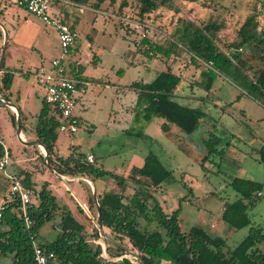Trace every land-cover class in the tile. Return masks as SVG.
<instances>
[{
    "label": "rangeland",
    "instance_id": "1",
    "mask_svg": "<svg viewBox=\"0 0 264 264\" xmlns=\"http://www.w3.org/2000/svg\"><path fill=\"white\" fill-rule=\"evenodd\" d=\"M172 1L178 5V13L159 8L146 20L134 18L130 15L131 12L125 14L130 19L145 21L148 26L142 25V31L134 28L130 22L119 21L111 7L104 8L105 12H94L87 6L82 11L77 6H71L78 18L73 25L78 33V45L75 51L72 50L71 56L69 54L63 58L62 63L66 72L70 68V59L71 62L85 66L88 89L76 103L75 113L80 118L77 132L69 134L58 131L56 148L63 157L72 152L73 146L78 156L93 153L97 165L127 180L125 187L117 188L114 178L99 177L95 180L97 187L102 183H111V191L121 192L125 196H130L135 190L150 194L147 203L149 207L157 203L167 213L179 209L180 230L186 232L192 226L209 225V222L218 225L225 223L221 219L224 204L239 198L230 185L232 177L238 175L239 167L253 180L262 184L260 191L264 195V165L257 159V151L264 144V106L248 96L238 81L223 73L216 75L209 91L195 85L194 80L205 64L201 63L198 67L191 64L187 53H181L178 58L165 59L157 56L149 59L136 52L135 42L144 32L151 40L164 43L171 38L177 18L182 16L198 22L210 20L223 24L219 31L220 43L228 44L236 40L239 26L246 15L253 11L264 31V0ZM8 9L11 20L8 26L10 36L5 38L3 31V45L6 42L7 58H11L12 64L25 66L20 59L22 54L27 57L31 53L28 50H32L36 32H44L51 42V50L46 53V63H51L53 55L60 56L55 45L56 32L51 26L45 25L28 11L29 21L23 22L20 11L22 9L15 5ZM67 23L72 24L69 20ZM14 45L25 48V51L22 50L21 53ZM243 52L247 58L248 53L245 50ZM35 57L36 55L33 58ZM166 68L181 76L173 98L181 104L199 107L205 113L199 126L191 134L185 133L174 124L162 129V118L146 120L140 109L133 108L135 95L129 89L130 83L136 80L150 81L160 70ZM14 80L16 83L11 89V102L14 104L27 95L24 99L28 120L31 116L36 121L41 105L42 86L32 75H15ZM96 83L100 86H94ZM95 87H100V91H95ZM24 119H21V126H24L26 135L32 134L34 122ZM0 135L12 153L11 164L18 165L19 160L24 166L23 169L34 174L38 188L46 182L52 193L58 195L63 188L62 182L46 168L39 173L38 165H35V151L31 149L33 146H22L18 142L16 124L11 125L8 116L1 111ZM24 139L29 141L27 136ZM149 153L157 155L171 172L170 177L157 189L147 185L139 187L128 179ZM0 177H3L1 173ZM82 184L84 183L81 182ZM72 186L74 184L70 188ZM1 195L0 192V199ZM63 198V202H66L67 197ZM59 200L61 201L60 196ZM92 209L96 210L94 205ZM85 212L89 216L90 211L87 209ZM247 214L252 226L264 225L262 197H256L254 203L247 207ZM76 216L88 229L92 226L86 215L76 211ZM136 221L137 227L142 231L158 229L151 216H139ZM56 222L57 219L44 223L39 230L38 243H49L55 239L58 230L52 224ZM249 227L250 225L232 229L227 234L216 229L213 235L224 237L227 246L233 248L248 234ZM259 247L264 249V244L260 243ZM107 248L109 249L108 245ZM110 248L112 252L119 250L114 244ZM131 260L137 263L133 258ZM0 264H13L12 254L1 255Z\"/></svg>",
    "mask_w": 264,
    "mask_h": 264
},
{
    "label": "trees",
    "instance_id": "2",
    "mask_svg": "<svg viewBox=\"0 0 264 264\" xmlns=\"http://www.w3.org/2000/svg\"><path fill=\"white\" fill-rule=\"evenodd\" d=\"M3 1L17 4L18 0ZM65 1L97 11L111 7L117 17L131 12L130 15L139 20H146L159 8L179 12L178 5L172 0ZM118 20L123 21L120 18ZM124 23L126 25V22ZM70 26L74 28L72 24ZM222 27L223 24L215 21L198 22L179 16L171 38L164 43L153 41L145 35L135 44L137 52L149 59L157 56L165 59L178 58L181 53H187L191 64L197 67L201 63L205 64L194 80L195 85L209 91L216 75L223 73L238 81L248 96L264 106V31L260 28L257 14L253 11L246 15L237 30L236 40L231 43L221 45L219 31ZM244 50L249 55L247 58L243 55ZM83 70L84 66H76L68 72L64 71V75L85 80L87 77L82 75ZM2 71L0 97L9 100L5 91L9 90L13 75L5 72L4 67ZM180 81L179 74L166 68L159 71L151 81H135L130 86L137 93L136 107L140 109L144 119L160 117L164 120L163 128L174 124L185 133L191 134L199 126L205 113L199 107L181 104L173 98V92ZM8 119L12 125L16 124V115L10 109ZM21 119H24L22 113ZM60 123L61 114L57 106L42 99L36 116L34 135L36 140L46 146L49 162L57 174L68 177L85 176L91 180L110 176L120 188L127 185L125 178L102 169L93 161H87L85 154L76 155L74 148L66 157L57 155L56 140ZM79 125L80 118L78 127ZM21 129L23 130L24 126H21ZM3 151L4 145L0 139V157ZM257 154L258 161L264 165V144L258 149ZM9 156L11 159L10 151ZM35 160L39 172L47 169L43 155H39ZM8 170L30 188L33 194L27 206L30 220L28 227L21 215L18 201H13L2 209L0 256L10 253L13 256V264H33V248L38 244L46 251L54 253V259L49 264H137L126 257L115 260L105 256L94 224L97 219V207L92 193L86 205L90 211L89 216L77 205L79 213L86 215L92 222L88 229L75 218L70 207L52 193L46 182L36 189L31 171L13 170L11 167ZM170 175L171 172L165 168L158 156L149 153L128 179L139 187L147 185L157 189ZM10 184L8 179L0 177V192L3 196L8 192ZM230 185L238 193L239 198L224 204L221 219L235 229L250 225L248 234L233 248L227 246L224 237L211 236L199 226H192L188 231L182 232L178 222L179 209L167 213L157 203L149 207L147 203L150 194L136 190L130 196H125L121 192L97 194L101 227L110 238L111 244L119 247L118 252H110L116 254L124 249L134 251L144 264H264V251L259 247L260 243L264 244V225L252 226L247 214V207L256 200L255 194L261 190L262 184L252 179L234 177L230 180ZM69 196L73 198L72 195ZM93 205L95 211L92 209ZM139 216L145 218L151 216L156 221L158 229L151 232L140 230L136 221ZM55 219L57 222L52 224V227L58 230L55 239L49 243H38L40 228L45 222H53Z\"/></svg>",
    "mask_w": 264,
    "mask_h": 264
},
{
    "label": "crops",
    "instance_id": "3",
    "mask_svg": "<svg viewBox=\"0 0 264 264\" xmlns=\"http://www.w3.org/2000/svg\"><path fill=\"white\" fill-rule=\"evenodd\" d=\"M11 5H15V6H17V7H19L20 9H22V10H20L21 11V17H22V20H23V22H28L29 21V18L27 17V10L25 9V7H22V6H20V5H18V4H14V3H11V2H9V1H3V0H0V55H1V49H2V46H3V31H6L7 32V38L10 36V31H9V29H8V26L11 24V20H10V17H9V9H8V7L9 6H11ZM71 6H77L78 8H79V11H82V9L84 8V5H77V4H74V3H70V2H67V1H65V0H53L52 2H51V9H50V12H52L51 14L53 15V16H55V17H57V18H59V19H62V20H64L65 22H68V20H69V22L71 21L72 22V25H74L77 21H78V18L76 17V15L74 14V12H75V10L71 7ZM87 8H89V7H87ZM89 9H91L92 11H94V12H98L97 10H94V9H92V8H89ZM54 10V11H53ZM43 23V22H42ZM3 29V30H2ZM54 29V28H53ZM54 31H55V29H54ZM56 32V31H55ZM54 32V33H55ZM56 35V38H55V45L57 46V51H59L60 52V49H59V40H58V36H57V33L55 34ZM37 42V43H36ZM50 45H51V42L49 41V39H47L46 37H45V34H44V32L42 33V32H36V34H35V36H34V38H33V45H31V48H32V50H28L29 51V56H25L24 54H22V58L20 59V60H22V61H24V63H23V65H25V66H15L14 64H12L13 62H12V60H11V58H7V57H9V56H7V49L5 48V55H4V60H3V66L2 67H4V71L5 72H9V73H11L12 75H13V77H12V82H11V85H10V88H9V90L8 91H5V93L6 94H8V97H9V100H7V101H10L11 102V95H12V87L13 86H15V80H14V76L15 75H19V76H24V77H29V76H31L32 74H31V72L35 69V68H37V67H39V66H44L45 68H47V69H50L51 68V63L49 64V63H46V60H47V56H46V53H48L50 50H51V47H50ZM77 45H78V39H77V42H76V44H75V48L73 47L72 49H71V52L68 54L69 56H71L72 55V50L73 51H75V49H77ZM14 47H16V48H19L20 49V51H21V53H22V50H24L25 51V48H23V47H20V46H16V45H14ZM137 47V46H136ZM37 53H36V52ZM136 52H137V49H136ZM20 53V54H21ZM23 53H25V52H23ZM34 53H36V54H34ZM34 55H36V57L35 58H33L34 57ZM53 58L51 59V61L53 60V59H55V58H58V57H56L55 55H53L52 56ZM70 57H68V59H69ZM147 59V58H146ZM72 60L70 59V62H69V66H70V68H69V70L70 69H74L76 66H83V65H81V64H76L75 62H71ZM63 66H64V64H63ZM84 70H85V66H84ZM84 70H83V73H82V75L83 76H85V77H87L86 76V74L84 73ZM163 70V69H162ZM161 71V70H160ZM3 71H2V68H1V71H0V74L2 73ZM177 74V73H176ZM156 76V75H155ZM154 76V77H155ZM153 77V78H154ZM88 78V77H87ZM152 80V79H151ZM150 80V81H151ZM83 81H85L87 84L86 85H83V86H80V88H82V90H80L79 89V91H78V93H77V100H81L82 98H83V95L86 93V91H87V89H88V79H85V80H83ZM136 81H140V80H136ZM94 82H98V81H94ZM133 82H135V81H133ZM141 82H144V81H141ZM146 82H149V81H146ZM132 83V82H131ZM131 83H130V85H131ZM100 86L99 84H94V86ZM129 85V89H131V90H133L134 91V95H135V102H134V106H133V108L134 109H137V107H136V100H137V93H136V91L133 89V88H131V86ZM43 88V87H42ZM95 89V91H100V87H95L94 88ZM27 92V91H26ZM26 94V93H25ZM173 94H174V92H173ZM43 95H44V89H43V92H42V97H41V101H42V99H43ZM27 95H25V97H26ZM24 97V98H25ZM1 98V97H0ZM23 97L22 98H19L18 99V101L16 102V103H14V104H16V106L19 108V110H20V112L23 114V116H24V118H26V121H33L34 122V126H35V124H36V121H34L32 118H31V116H30V118H29V120H28V117H29V115L27 114V107H26V102H25V99H24ZM4 99V98H3ZM5 100V99H4ZM12 103V102H11ZM41 106V105H40ZM9 109L10 110H12V112L14 111L10 106H8L7 104H5L3 101L0 103V111H1V113H3V114H6L7 116H8V111H9ZM40 109V108H39ZM16 113V112H15ZM2 115V114H1ZM137 115V114H136ZM155 118V117H154ZM153 119V118H152ZM9 120V119H8ZM23 120H25V119H23ZM11 123V122H10ZM163 124H164V122L162 123V125H161V127H162V129H163ZM12 125V124H11ZM167 126L168 125H166L165 126V129L167 128ZM21 134L23 135V139L24 138H26V136L29 138L28 140L29 141H33V140H36L35 139V135H34V127H33V133L32 134H29V135H26V132H25V130L23 129H21ZM17 136V135H16ZM32 138V139H31ZM0 139L2 140V143H3V145L8 149V151H10V149H9V147L6 145V143L4 142V139L3 138H1V135H0ZM25 140V139H24ZM27 141V140H26ZM19 142V141H18ZM22 146H29V145H24V144H22V143H20ZM262 146V145H261ZM72 148H74V146L72 147ZM33 151H35V159L39 156V155H43L44 156V151H43V149L40 147V146H36V145H34L33 146V148H31ZM74 151H75V148H74ZM10 153H11V151H10ZM56 153H57V155H59L58 154V152H57V148H56ZM89 154H92V156H93V162H95L96 163V161H95V155L93 154V153H91V152H88V153H86L85 155L87 156V155H89ZM258 155V154H257ZM60 156V155H59ZM68 156V155H67ZM11 158H12V153H11ZM45 158V157H44ZM257 159H258V156H257ZM10 161H11V159H10ZM23 163V162H22ZM13 164V163H12ZM11 164V162H10V164H9V166H8V169H9V167H11V169H13V170H23V167L24 166H22V164H21V162L18 160V165L16 164V163H14L13 165ZM97 164V163H96ZM22 167H21V166ZM99 166V165H98ZM48 169V168H47ZM103 169V168H102ZM25 170V169H24ZM49 170V169H48ZM50 171V170H49ZM39 173H41V172H39ZM52 174V173H51ZM39 175V174H38ZM37 175V176H38ZM53 175V174H52ZM54 176V175H53ZM35 176H34V174H32V180H33V182H34V184H35V178H34ZM63 177H65V178H68V179H72V178H77V177H79V176H76V177H68V176H63ZM234 177H242V178H247V179H252L251 177H249L247 174H246V172H244V171H242V169H241V167H239V169H238V175H235V176H233L232 177V179L234 178ZM104 178V177H103ZM58 179V178H57ZM80 180H82V181H80ZM96 180V179H95ZM95 180H92L93 182V185L95 186V190H96V194H112V193H118V192H113V191H111L112 189H113V186L111 185V183L109 184V183H106V184H104V183H102V185H100V187H97V184L95 183L96 181ZM253 180V179H252ZM256 181V180H255ZM62 182V181H61ZM81 182H83L84 184H82L81 185ZM86 182V183H85ZM258 182V181H257ZM92 183L91 182H89V181H87V180H84V179H78V180H75V181H73V182H71L70 184H69V187L65 184V183H63L62 182V189H60V192H59V194L57 195V193L55 194V193H53V194H55L56 196H57V198L59 199V196L61 197V200L63 201V200H65L63 197H67V201L66 202H69L70 203V205L72 206V208H71V206L69 205V203H66V202H64V203H66L69 207H70V209L72 210V212H73V215L75 216V218L77 219V220H79L78 218H77V216H76V211L77 212H79L78 211V209H77V205H79V206H81L83 209H84V207L81 205V203L84 205V206H86L87 204H88V198H89V196H90V193H92ZM71 184H74V186H72V188H70V185ZM66 187V188H64V186ZM76 185V186H75ZM116 187L117 188H119L118 186H117V184H116ZM35 188L36 189H38V187L36 186V184H35ZM69 195H72V199L70 198V196ZM4 196L3 195H1V199L3 198ZM1 199H0V202H1ZM223 209H224V206H223ZM223 209H222V211H223ZM85 210V209H84ZM222 211H221V214H222ZM80 214V213H79ZM199 227H202L205 231H207V233L208 234H210L211 236H214L213 234H214V232L216 231V229H219V231L220 232H226L225 234H227V233H230L231 231H232V229H235V228H233V227H231V226H229V225H227V224H225V223H220L219 225L218 224H215V223H210L209 222V225H199ZM102 228V227H101ZM103 230V229H102ZM104 232V231H103ZM105 233V232H104ZM106 234V233H105ZM107 235V234H106ZM109 238V237H108ZM101 239V238H100ZM109 240H110V238H109ZM101 242H102V240H101ZM109 243H110V241L107 243V245L109 246ZM263 249V248H262ZM106 251L108 252V254H105V256L106 257H109V258H111V259H115V258H113V257H111V256H108L109 254H113V253H111L110 252V250L107 248L106 249ZM263 251H264V249H263ZM104 253H105V251H104ZM113 255H117V254H113ZM119 259H121V258H119ZM115 260H117V259H115Z\"/></svg>",
    "mask_w": 264,
    "mask_h": 264
},
{
    "label": "built area",
    "instance_id": "4",
    "mask_svg": "<svg viewBox=\"0 0 264 264\" xmlns=\"http://www.w3.org/2000/svg\"><path fill=\"white\" fill-rule=\"evenodd\" d=\"M52 1L53 0H18L17 4L25 7L29 13L35 15L45 25L54 28L57 33L60 56L51 61L50 69L39 66L35 68L31 74L36 82L43 87V99L45 102L56 105L60 111L61 123L59 125V131L73 134L77 132L79 123V117L75 113V108L77 93L79 89L82 90V88L78 87V85L83 86L87 83L83 80L64 75L65 68L62 60L74 47L78 39V33L67 22L51 14L50 9ZM117 18L130 22V25H133L134 28H140L141 31L143 30L142 25L148 26L145 21L130 19L128 16H120ZM142 36H145L144 32ZM86 160L92 162V154L87 155ZM9 163V151L4 146L3 155L0 157V173L4 178L8 179L11 184L8 192L0 202V218L2 209L13 201H18L21 215L24 218L26 227H28L30 220L27 213V206L30 203L33 192L12 175L7 168ZM255 195L256 197H262L264 200V195L260 190L257 191ZM53 259L54 253L52 251H46L38 244L34 245L33 264H49Z\"/></svg>",
    "mask_w": 264,
    "mask_h": 264
},
{
    "label": "water",
    "instance_id": "5",
    "mask_svg": "<svg viewBox=\"0 0 264 264\" xmlns=\"http://www.w3.org/2000/svg\"><path fill=\"white\" fill-rule=\"evenodd\" d=\"M4 32H5V38H7V32L6 31H4ZM5 45H6V42L3 45L2 52H1V55H0V71H1V68L3 66V60H4L5 48H6ZM1 100L5 104L10 106L16 112V135H17L18 141L20 143H22V144L29 145V146H34V145L40 146L43 149V151H44V157H45L46 166L56 178H58L60 181L65 183L68 187H69V184L71 182H73L75 180H78V179H84V180H87V181H89L91 183L93 182L91 179H89V178H87L85 176H79L77 178L68 179V178H65V177L57 174L54 171V169L52 168V166H51V164L49 162V154H48V150H47L46 146L44 144H42L40 141H38V140L26 141V140H24L21 137V122H22V120H21V112H20L19 108L17 106H15L13 103H11L10 101L4 100L3 98H1ZM196 145L198 146L197 143H196ZM92 195H93V199L95 201L96 207H97V219H96V222H95V226L97 228L99 237L102 240V245H103L104 251H105L107 249V242H108L109 238L103 232V230L101 228V211H100V208L98 206L97 194H96L95 186L93 185V183H92ZM81 205L87 211L86 207L82 203H81ZM105 252H107V251H105ZM105 254H108V253H105ZM108 256H111V257H113L115 259H119V258H123V257L131 258V259L133 258L138 264H144L142 259L138 255V253H136L134 251H131V250H128V249L123 250L122 252H120L117 255L109 254Z\"/></svg>",
    "mask_w": 264,
    "mask_h": 264
},
{
    "label": "bare ground",
    "instance_id": "6",
    "mask_svg": "<svg viewBox=\"0 0 264 264\" xmlns=\"http://www.w3.org/2000/svg\"><path fill=\"white\" fill-rule=\"evenodd\" d=\"M21 137H23L22 134H21ZM31 139H32V138H31Z\"/></svg>",
    "mask_w": 264,
    "mask_h": 264
}]
</instances>
